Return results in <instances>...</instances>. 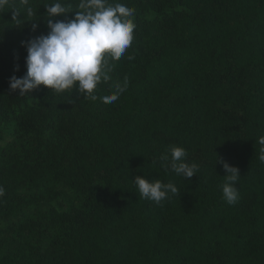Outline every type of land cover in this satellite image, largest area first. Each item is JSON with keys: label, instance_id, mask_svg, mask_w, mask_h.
<instances>
[{"label": "trees", "instance_id": "trees-1", "mask_svg": "<svg viewBox=\"0 0 264 264\" xmlns=\"http://www.w3.org/2000/svg\"><path fill=\"white\" fill-rule=\"evenodd\" d=\"M53 2L0 8V264H264V0H108L136 27L96 100L10 88ZM61 2L54 21L74 18L80 0ZM173 145L199 165L190 180L161 162ZM217 160L240 170L234 205ZM136 175L180 194L140 198Z\"/></svg>", "mask_w": 264, "mask_h": 264}, {"label": "clouds", "instance_id": "clouds-1", "mask_svg": "<svg viewBox=\"0 0 264 264\" xmlns=\"http://www.w3.org/2000/svg\"><path fill=\"white\" fill-rule=\"evenodd\" d=\"M32 14L29 0H19ZM8 0H0L4 8ZM46 17L49 32L46 35L22 41L27 48V72L23 77L12 76L10 88L20 90V94L30 93L41 85L49 87L52 92L63 93L77 89L84 97L96 100L95 92L101 82L110 80L111 61H119L134 39L135 9L125 4L108 0H80L79 11L74 18L55 20L54 17L69 13L68 7L61 0L46 4ZM16 13H21L16 7ZM33 31L39 25L33 24ZM128 59H134L129 56ZM18 70V68H17ZM127 82L116 85V92L101 97L106 104L113 103L120 93L124 92ZM260 145L259 159L264 162V136L257 141ZM187 151L182 146H170L168 152L161 156L164 167L170 168L177 176L186 180L197 175L199 165L187 161ZM226 170L222 184L223 198L230 205L237 203L240 170L227 161L217 160ZM140 198L160 205L164 200L179 195L175 183L162 182L160 179L149 180L146 176L136 175L133 180ZM0 186V196L4 195Z\"/></svg>", "mask_w": 264, "mask_h": 264}]
</instances>
